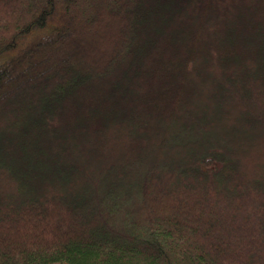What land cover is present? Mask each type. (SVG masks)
<instances>
[{"label":"trees","instance_id":"obj_1","mask_svg":"<svg viewBox=\"0 0 264 264\" xmlns=\"http://www.w3.org/2000/svg\"><path fill=\"white\" fill-rule=\"evenodd\" d=\"M0 264H264V0H0Z\"/></svg>","mask_w":264,"mask_h":264}]
</instances>
